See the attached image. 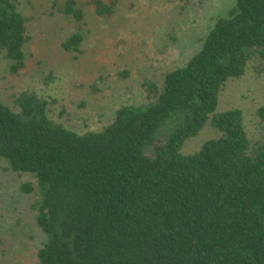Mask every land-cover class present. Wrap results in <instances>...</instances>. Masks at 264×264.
I'll return each mask as SVG.
<instances>
[{
  "label": "trees",
  "instance_id": "1",
  "mask_svg": "<svg viewBox=\"0 0 264 264\" xmlns=\"http://www.w3.org/2000/svg\"><path fill=\"white\" fill-rule=\"evenodd\" d=\"M118 1L60 4L80 23L82 6L110 15ZM21 8L0 0V51L11 74L26 67ZM82 39L76 28L61 46L76 51ZM200 41L160 87L149 83L144 103L120 106L98 131L51 120L32 92L18 95L17 111L0 101V159L41 185L36 264H264V102L254 140L241 109L215 111L225 82L254 57L264 62V0H234ZM206 123L218 135L183 153Z\"/></svg>",
  "mask_w": 264,
  "mask_h": 264
},
{
  "label": "rangeland",
  "instance_id": "2",
  "mask_svg": "<svg viewBox=\"0 0 264 264\" xmlns=\"http://www.w3.org/2000/svg\"><path fill=\"white\" fill-rule=\"evenodd\" d=\"M233 2L119 0L110 15L96 16L82 6L84 21L76 23L61 12L62 0H21L26 67L11 74L0 51V101L17 111L18 95L32 92L47 101L51 120L79 133L101 130L120 106L144 103L149 83L160 87L166 72L182 66ZM75 27L83 35L79 49L64 50L61 42ZM263 102L264 62L254 57L241 76L225 82L215 111L241 109L254 140L263 134L256 116ZM218 133L206 123L185 140L182 152L196 151ZM24 183L31 189L23 190ZM40 188L35 177L12 171L0 159V264H36L43 239L34 208Z\"/></svg>",
  "mask_w": 264,
  "mask_h": 264
}]
</instances>
